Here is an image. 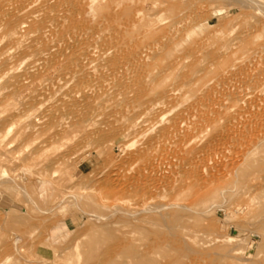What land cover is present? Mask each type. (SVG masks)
Segmentation results:
<instances>
[{"label": "rangeland", "instance_id": "1", "mask_svg": "<svg viewBox=\"0 0 264 264\" xmlns=\"http://www.w3.org/2000/svg\"><path fill=\"white\" fill-rule=\"evenodd\" d=\"M261 91L264 0H0V262L264 264Z\"/></svg>", "mask_w": 264, "mask_h": 264}, {"label": "bare ground", "instance_id": "2", "mask_svg": "<svg viewBox=\"0 0 264 264\" xmlns=\"http://www.w3.org/2000/svg\"><path fill=\"white\" fill-rule=\"evenodd\" d=\"M255 53H256V52H255ZM140 56H141V55H140ZM148 59H149V58H148ZM250 61H251V60H250ZM251 62H252V61H251ZM245 64H246V63H245ZM252 65H253V64H252ZM249 67H250V66H249ZM251 68H252V67H251ZM251 68H250V69H251ZM232 71H233V70H232ZM240 71H241V70H240ZM240 71H239V72H240ZM242 71H243V70H242ZM249 73H250V72H249ZM249 73H248V74H249ZM234 75H235V74H234ZM253 75H254V74H253ZM228 76H229V75H228ZM236 76H237V74H236ZM225 77H227V76H225ZM230 77H231V76H230ZM240 77H241V76H240ZM243 78H244V77H243ZM227 79H228V78H227ZM229 79H230V78H229ZM236 79H237V78H236ZM211 80H212V79H211ZM234 81H235V80H234ZM172 82H173V81H172ZM179 84H180V83H179ZM215 84H216V83H215ZM222 84H223V83H222ZM184 86H185V85H184ZM222 86H223V85H222ZM202 88H203V86H202ZM232 88H233V87H232ZM212 89H213V88H212ZM224 89H225V87H224ZM244 89H245V88H244ZM176 90H178V89H176ZM245 90H246V89H245ZM257 90L259 91V89H257ZM257 90H256V91H257ZM178 91H179V90H178ZM241 91H242V90H240V93H241V94H243V93L246 94V91H245V92L242 91L243 93H242ZM262 91H263V90H262ZM262 91H261V92H262ZM249 92H250V91H247V93H249ZM171 93H172V92H171ZM173 93H174V92H173ZM214 93H215V92H214ZM254 93H255V92H254ZM256 93H257V92H256ZM262 93H264V92H262ZM204 94H205V92H204ZM255 95L258 96V94H255ZM208 96H209V95H208ZM248 96H249V95H248ZM240 97H241V96H240ZM250 97H251V94H250ZM255 97H256V96H254V98H255ZM258 97H259V96H258ZM262 97H263V101H264V95L261 96V98H262ZM221 99H222V98H221ZM257 99H258V98H257ZM198 100H199V99H198ZM252 100H253V99H252ZM258 100H259V99H258ZM260 100H262V99H260ZM227 101H228V100H227ZM195 102H196V101H195ZM199 102H200V101H199ZM224 102H225V101H224ZM157 103H158V102H157ZM225 103H227V102H225ZM262 103H263V102L261 101L260 105H261ZM197 104H198V103H197ZM194 106H195V105H194ZM241 106H242V105H241ZM168 107H169V106H168ZM203 109H204V108H203ZM197 110H198V109H197ZM197 110H196V112H197ZM216 110H217V108H216ZM247 110H248V109H247ZM190 111H191V110H190ZM198 111H199V110H198ZM200 111H202V110H200ZM236 111H237V110H236ZM241 111H242V110H241ZM244 111H245V110H244ZM192 114H194V113H192ZM196 114H197V113H196ZM187 115H189V114H187ZM192 116H193V115H192ZM196 116H197V115H196ZM240 116H241V115H240ZM178 117H179V116H178ZM190 117H191V116H190ZM205 117H206V115H205ZM246 117H247V116H246ZM187 118H188V117H187ZM192 118H194V117H192ZM206 119H207V118H206ZM165 120H166V119H165ZM177 120H178V119H177ZM177 120H176V121H177ZM183 121H184V120H183ZM236 121H237V120H236ZM184 124H185V123H184ZM185 125H186V124H185ZM187 125H188V124H187ZM152 126H153V125H152ZM190 126H191V125H190ZM236 126H237V125H236ZM188 127H189V126H188ZM185 131H186V129H185ZM185 133H186V132H185ZM166 135H167V134H166ZM168 137H169V136H168ZM158 138H159V137H158ZM161 138H162V137H161ZM163 139H164V138H163ZM166 140H167V139H166ZM225 141H227V140H225ZM228 141H229V140H228ZM199 142H200V141H199ZM157 143H158V142H157ZM175 143H176V142H174V144H175ZM178 145H179V144H178ZM180 146H181V144H180ZM206 146H207V145H206ZM206 146H205V147H206ZM211 146H212V144H211ZM211 146H210V147H211ZM198 153H199V152H198ZM208 153H209V151H208ZM223 154H224V153H223ZM227 154H228V153H227ZM229 154H230V153H229ZM217 155H218V154H217ZM203 156H204V155H203ZM213 156H214V154H213ZM215 156H216V155H215ZM206 157H207V156H206ZM196 158H197V157H196ZM213 158H214V157H213ZM88 240H89V239H88ZM6 258H7V257H6ZM2 260H3V259H2ZM5 260H6V259H5ZM7 260H8V258H7ZM3 261H4V260H3ZM3 261H1L0 263H3ZM88 261H89V260H88ZM6 262H7V261H6ZM4 263H5V261H4ZM4 263H3V264H4Z\"/></svg>", "mask_w": 264, "mask_h": 264}]
</instances>
